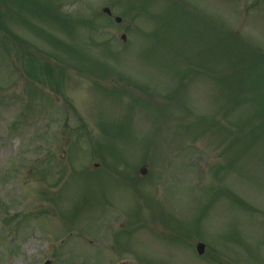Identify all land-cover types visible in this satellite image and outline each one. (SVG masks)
Wrapping results in <instances>:
<instances>
[{
    "label": "rangeland",
    "instance_id": "374dc122",
    "mask_svg": "<svg viewBox=\"0 0 264 264\" xmlns=\"http://www.w3.org/2000/svg\"><path fill=\"white\" fill-rule=\"evenodd\" d=\"M46 261L264 264V0H0V264Z\"/></svg>",
    "mask_w": 264,
    "mask_h": 264
},
{
    "label": "water",
    "instance_id": "95a60500",
    "mask_svg": "<svg viewBox=\"0 0 264 264\" xmlns=\"http://www.w3.org/2000/svg\"><path fill=\"white\" fill-rule=\"evenodd\" d=\"M105 12H107V14L109 13V11H107V10H105ZM116 21L119 22V19H117ZM142 173H144V171H142ZM197 248H198V253H201L203 247L201 245H199Z\"/></svg>",
    "mask_w": 264,
    "mask_h": 264
}]
</instances>
